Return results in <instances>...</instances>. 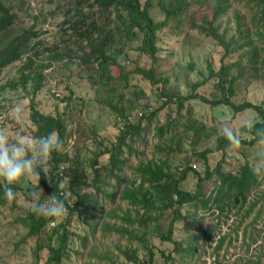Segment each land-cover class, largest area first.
Listing matches in <instances>:
<instances>
[{
  "label": "rangeland",
  "instance_id": "374dc122",
  "mask_svg": "<svg viewBox=\"0 0 264 264\" xmlns=\"http://www.w3.org/2000/svg\"><path fill=\"white\" fill-rule=\"evenodd\" d=\"M80 1L83 0H2L15 16V22L0 33V50L18 37L30 36L31 40L27 51L25 47L22 49L26 51L22 60L5 68L0 75V87H5L0 96V129L12 140L20 135L36 138L32 104L43 114L60 117L66 129L62 152L81 161L79 173H85L86 182L70 189L72 163L61 164L54 170L52 154L42 169L49 181L53 174H60L58 194H65L72 209L77 196L88 195L91 199L86 202L89 209L81 207L74 213L68 210L64 218L46 219L47 224L30 235L32 211L28 189L35 187L42 201L51 192L43 187L37 189L40 180L35 178L19 186L12 185L16 198L10 201L4 195L0 200V264H57L49 260L48 246L59 248L61 240L65 247L58 264H135L127 252L142 264H149L151 253L152 264H264V173H260L258 185L244 203L234 205L227 198L223 211L216 203L208 210L200 205H184L183 218L175 223L172 240L163 239L162 235L173 224L174 210L153 209L146 214L140 206L122 199L127 189L140 183L135 167L149 159H167L171 166L169 173L178 177L184 170L194 168L203 178L208 169L210 173L219 168L221 172L237 175L245 165L254 168L264 160V143L211 152L207 161L198 155L217 147L222 137L219 130L224 125L240 130L242 140L250 141L245 123L259 122L255 110L235 114L230 107L213 106L212 102L220 100L223 91L230 95L228 88L232 86L235 94L231 101L236 106L251 103L264 109V15L252 0H223L224 11L214 20L220 0H192L184 14L168 19L159 3L164 1L171 10L176 9V1L154 0L151 17L156 23L168 24L157 34L159 53L153 59L140 51L142 34L136 31V38L127 39L118 34L122 24L116 21L115 13L101 16L98 7L90 9L93 1L82 4ZM145 1L141 3L144 5ZM77 21L83 25L78 27ZM74 24L77 30H73ZM88 27L94 37L99 35L100 28L112 33L111 46L105 50L108 55L118 57L126 79L110 80L114 72L104 74L96 59L87 64L81 60L89 52L87 41H81L80 37ZM252 45L258 48L255 55L249 51ZM29 60L33 61L31 69L26 68ZM152 66L159 80L156 83L136 72ZM222 67L227 72L225 90L220 83ZM35 73L43 76L38 92L36 81L31 78ZM232 78L236 79L234 83L230 81ZM121 94L122 105L134 123L145 105L150 111L160 109L164 94L180 97L184 108L173 103L172 110L162 109L141 133L145 142L133 140L138 154L125 153L121 168L114 169V173L109 174L105 168L110 154L98 157L105 180L103 191L116 193L109 198L94 187L97 185L92 165L104 144L100 147L94 143L96 135L92 129L101 139L108 138L107 144L104 142L109 148L113 144L108 143L116 144L121 126H117L111 104L116 106ZM164 125L162 138L156 129ZM117 174L126 182L120 183ZM198 182V174L190 171L182 190L197 193ZM219 186V175L213 173L204 183V193L211 196ZM127 214L131 215V223L122 219ZM123 228L130 232L124 234Z\"/></svg>",
  "mask_w": 264,
  "mask_h": 264
},
{
  "label": "trees",
  "instance_id": "16d2710c",
  "mask_svg": "<svg viewBox=\"0 0 264 264\" xmlns=\"http://www.w3.org/2000/svg\"><path fill=\"white\" fill-rule=\"evenodd\" d=\"M86 0L80 1L79 3L82 4ZM93 1L92 4H90V9H94V7H98V14L101 16H107L108 14L115 13L116 21L118 19L119 22L122 24V28H118V34H124L127 39L136 38V31H138L143 36V44L140 47V51L148 56H151L153 59H156L157 53H159V49H157V34H159L160 31H162L168 24L166 23H156L155 20L150 15V9L153 7L154 0H146L145 4L143 5L141 3V0H88ZM177 3V7L175 9H168L167 5L164 1H160V5L162 6V9L167 13L168 19H172L174 17H178L181 14H184V12L188 9L190 6L192 0H175ZM256 6L258 7V10L264 15V0H252ZM224 1L220 0L217 2V10L214 13V20H217V18L222 14L224 11ZM77 14L79 16L82 15V12L77 11ZM68 18V17H66ZM15 22V16L11 14L8 7L0 0V33L5 32L11 25H14ZM64 22L63 24H65ZM76 25L79 27L80 25H83L82 21H77ZM75 24L73 25V30H77V26ZM91 29L88 27L84 30V33L80 35L82 38L81 41H87V46L89 48L88 53H84L81 60L86 64L91 62L92 60L96 59L99 63L98 67L101 69V71L105 74L107 71L114 72V75L110 77V80H115L118 78H124L126 79V72L123 70L121 65L118 62V57H112L111 55H108V52L105 50L106 47H110V40L112 38V33L110 31H107L105 28L99 29V35L97 37H94L91 35ZM263 33H258L257 35H260ZM241 35V31H240ZM84 36V37H83ZM35 37V35H34ZM31 40V37H27L25 39H22L21 37H18L17 39L12 40L8 44L2 47L0 50V75L2 74L3 70L7 68L8 66L16 63L17 61L22 60V56L24 55V52L27 51V44ZM253 42V40L251 41ZM76 45V43H75ZM26 48V51H22V49ZM257 47L251 46L250 52H253L252 55H255L257 52ZM56 59V57H55ZM31 63L33 61L29 60L28 63H26V68L31 69ZM139 74L144 75L146 78L150 79L152 83H156L159 80H156L155 78V69L154 66L150 67L147 70L144 69H137L136 71ZM226 68L222 67V71L219 75L222 76L220 79V83L223 87V90H225V85L228 83V80L226 79ZM24 73H22V76ZM28 76V75H26ZM34 77H30L36 81L35 85V92H38L42 88V73H35L33 74ZM231 83H234L236 81L235 78H232ZM104 85V83H102ZM14 87H17L14 85ZM5 90V87H0V96L1 92ZM228 92L230 95L224 94L221 96L220 100L212 102L213 106H221L226 105L230 107L235 114H238L240 112H244L246 110H255L259 117V122L257 123L258 127H264V109L258 106H255L251 103H244L243 105L236 106L232 101L231 97L234 96L235 91L230 86L228 88ZM59 95V94H58ZM60 96V95H59ZM206 103L205 99H202ZM124 101V96L121 94L119 97V103L115 106L113 103L111 104V109L113 111V114L117 117V126L121 128L120 133L117 137L116 144L115 143H108L113 144L110 145V148L108 147L107 142L109 141L108 138L101 139L98 132L93 131V135H96V140H94L95 144L101 145L104 144V147H102L101 151L96 155V159L93 161L92 168H94L95 171V178H94V186L95 190L102 195L108 196L109 198H114L116 193L108 194L107 192L103 191V185L105 183V180L103 179V175L101 174V167H98L99 164L97 162V159L99 156L103 154H110V162L107 165L106 170L109 172V174L114 173V169L121 168L122 159L125 153H127L129 156L132 154H138V151L136 148H133V140H137L141 143H144L145 140L141 136V133L146 128L145 126H148L149 124H152L157 115H159L160 111L162 109L169 108L172 110L173 103H180L181 108H184L183 101L180 100V97L178 96H168L164 94L162 97V106L160 109H157L155 111H150V107L145 105L143 111H140L136 116L138 122H133L132 118L130 117L128 109L124 108L122 105V102ZM31 109L32 111V121L34 125L37 127L36 130V138L40 136L47 135L50 132H55L58 134L59 139L64 144V137H65V127L63 124V120L60 117H54L53 115H47L43 114L40 111L36 110L32 104ZM141 114V116H139ZM2 117V105L0 104V119ZM96 126H94L95 128ZM157 135L163 138L165 131H166V125L163 127H159L156 129ZM247 135L250 136V141L242 140L241 146L243 145H256L260 143L252 134L245 131ZM98 139V141H97ZM106 141V144L105 142ZM232 148L229 146V142L225 137H220L217 141V147L214 150H211L210 152L207 150L203 153H199L198 155L207 161V156L211 152H222L226 151L227 149ZM51 161L54 165V170L58 169L61 164L66 163H72V180H71V187L70 189H74L75 186H80L81 184L85 183L86 181H83L86 179L85 173H79L80 163L76 158H70L69 154L63 153L62 151L56 152L53 151L51 153ZM76 157H79L78 153L75 154ZM170 166L167 159L156 161V160H147L146 162H140L137 167H135V170L140 175V183L137 187H132V189H127L122 199L124 201L129 202L132 206H140L146 214L148 212L152 211L153 209H172L175 212V218L173 221V224H171V227L167 234L162 235L163 239L172 240L173 235V229H175V223L183 218L182 214V207L187 204H194L195 206H201V208L208 210L210 206L213 203H216L218 206V209L221 211L224 210V201L229 198L233 202L234 205H238L239 203H244L247 200V197L251 194V192L255 189V187L258 185V179L260 173L255 172L253 167L251 165H245L240 174H232V173H225L221 172V169L217 168L214 169L212 173L209 172V169L206 171V175L203 178L202 175L199 174L197 170L194 168H188L183 171L182 174L178 177L176 174H170L168 171V167ZM171 168V166H170ZM40 182L39 186H37V189L39 187H43V189L46 192H51L50 195H53L54 193L57 194V198L62 200L68 210H71L72 213L74 211H79L81 207H85L86 210L89 209L88 206H86V202L91 199L88 195H79L77 196L78 200L74 205V208L72 209L71 206H69V203L66 202V196L63 194L60 196L58 193L60 182L58 178L60 177V174L56 173L53 174L52 180H48V176L44 172V170L40 169ZM190 171H194L198 174L199 182H198V192L197 193H190L182 190V183L188 178V175ZM218 174L219 175V182L220 186L218 187V190L211 194V196H207L204 193V183L207 179H209L212 175ZM118 180L120 183L126 182L125 178L121 177L119 174H117ZM207 178V179H206ZM206 179V180H205ZM147 186V187H145ZM218 186V185H217ZM35 191V187H29L28 191ZM74 195V192H72ZM4 189L0 190V200L1 197L4 196ZM36 214L33 212L30 214L32 227L30 229V235H34L35 233H38L40 229H42L48 219L53 218H45L40 216V218L36 219ZM47 219V220H46ZM127 222H132L131 215H125L122 217ZM54 220V219H53ZM122 232L124 234L129 233L130 231L126 228L122 229ZM65 235V234H64ZM66 236V235H65ZM64 237V236H63ZM62 237V238H63ZM62 245L59 246V248H55L52 245L48 246V249L50 251V257L49 260L51 262L59 263L62 258V253L65 247V243L63 240ZM175 245L179 246L180 244L178 242H175ZM191 251V250H190ZM196 253V249L192 250V254ZM126 255L131 259L135 260V264H142V261H140L137 257L131 255V253L127 252ZM152 253L150 254V261L149 264H152Z\"/></svg>",
  "mask_w": 264,
  "mask_h": 264
},
{
  "label": "clouds",
  "instance_id": "9594fccd",
  "mask_svg": "<svg viewBox=\"0 0 264 264\" xmlns=\"http://www.w3.org/2000/svg\"><path fill=\"white\" fill-rule=\"evenodd\" d=\"M244 127L260 143H264V127H258L253 120H248ZM219 131L230 147L235 149L241 146L243 133L240 130L224 125ZM62 150L63 143L54 131L37 138L20 135L12 140L5 130L0 129V186L4 189L5 197L10 201L16 198L12 185L19 186L33 178L39 182L40 169L45 160L53 151ZM253 170L264 173V160L259 161ZM28 195L30 210L37 216L60 219L68 215V208L56 194L47 196L43 201L34 190Z\"/></svg>",
  "mask_w": 264,
  "mask_h": 264
},
{
  "label": "built area",
  "instance_id": "2783aa9c",
  "mask_svg": "<svg viewBox=\"0 0 264 264\" xmlns=\"http://www.w3.org/2000/svg\"><path fill=\"white\" fill-rule=\"evenodd\" d=\"M139 116H141V114H139ZM61 175H62V173H61Z\"/></svg>",
  "mask_w": 264,
  "mask_h": 264
}]
</instances>
